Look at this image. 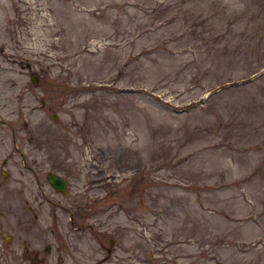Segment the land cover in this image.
<instances>
[{"label":"rangeland","instance_id":"rangeland-1","mask_svg":"<svg viewBox=\"0 0 264 264\" xmlns=\"http://www.w3.org/2000/svg\"><path fill=\"white\" fill-rule=\"evenodd\" d=\"M0 264H264V0H0Z\"/></svg>","mask_w":264,"mask_h":264},{"label":"water","instance_id":"water-1","mask_svg":"<svg viewBox=\"0 0 264 264\" xmlns=\"http://www.w3.org/2000/svg\"><path fill=\"white\" fill-rule=\"evenodd\" d=\"M31 81L32 83L36 84L38 81V78L35 74L31 75ZM45 179L48 182V184L54 188L55 190H57L58 192L61 193H67V189H66V181L59 175L52 173V172H48L45 175ZM113 240L110 239V244H112ZM108 252H110V248H108Z\"/></svg>","mask_w":264,"mask_h":264},{"label":"flooded vegetation","instance_id":"flooded-vegetation-1","mask_svg":"<svg viewBox=\"0 0 264 264\" xmlns=\"http://www.w3.org/2000/svg\"><path fill=\"white\" fill-rule=\"evenodd\" d=\"M58 192V191H57Z\"/></svg>","mask_w":264,"mask_h":264}]
</instances>
